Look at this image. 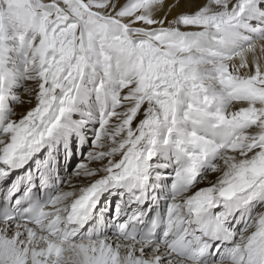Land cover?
Wrapping results in <instances>:
<instances>
[{
  "label": "snow or ice",
  "instance_id": "6c2138e0",
  "mask_svg": "<svg viewBox=\"0 0 264 264\" xmlns=\"http://www.w3.org/2000/svg\"><path fill=\"white\" fill-rule=\"evenodd\" d=\"M0 264H264V0H0Z\"/></svg>",
  "mask_w": 264,
  "mask_h": 264
}]
</instances>
